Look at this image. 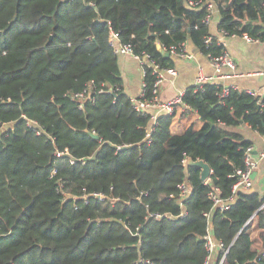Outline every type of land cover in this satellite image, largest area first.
<instances>
[{
	"label": "trees",
	"instance_id": "trees-1",
	"mask_svg": "<svg viewBox=\"0 0 264 264\" xmlns=\"http://www.w3.org/2000/svg\"><path fill=\"white\" fill-rule=\"evenodd\" d=\"M188 1L213 4L217 33L264 43V0H0V264H202L206 213L213 237L229 247L223 264H264V193L240 190L224 212L207 196L211 186L230 196L251 145L227 128L264 135L256 99L236 89L220 99L217 84L188 87L183 101L202 126L173 134L172 116L162 115L145 142L149 114L123 93L109 30L160 69L175 68L161 48L181 42L205 57L223 51L204 43L206 6ZM90 81L96 89L78 102ZM143 81L150 98L149 67ZM101 85L118 91L97 93ZM184 158L204 161L210 183L199 168L185 170ZM181 182L190 197L177 218L170 195ZM98 192L104 199L92 197Z\"/></svg>",
	"mask_w": 264,
	"mask_h": 264
},
{
	"label": "built area",
	"instance_id": "built-area-1",
	"mask_svg": "<svg viewBox=\"0 0 264 264\" xmlns=\"http://www.w3.org/2000/svg\"><path fill=\"white\" fill-rule=\"evenodd\" d=\"M187 6L190 8H199L200 6H206L207 16L204 19V23L209 27L212 23L214 17V6L212 3L203 4L200 1H188ZM225 34L222 32L209 34L204 39L205 45L208 47L213 41L216 45L223 48V51L217 55H210L206 56L209 66L213 70V75H205L202 70L199 69L197 75L194 79L193 85L191 86L194 92L202 91L206 84H217L221 85V91L219 93V98L223 99L229 92L230 89H237L234 84H227L226 82L221 84L220 81H226L227 79L231 78L233 75L230 73L235 69V62L229 56L226 51V42L224 40ZM242 38L247 42H257L252 38L248 37L246 34L242 36ZM108 41L113 50L115 55H130L134 60H136L140 66L142 74L144 76V67H149L151 69L152 75L155 76V82L153 84V89L151 92L150 98L146 97V83L141 81L139 93L136 97H129L131 108L141 114L148 113L149 114V126L145 129V142H150L151 140V133L153 127L157 123V118L159 115H174L177 111L187 113L192 112V110L186 105L183 101L184 91L178 92L175 97L168 101H160L159 100V88L160 85L169 78H174L177 76V71L175 68H165L160 69L157 65L153 63L150 56L147 53H141L140 55L134 54L132 52V47L127 44H123L119 41L118 35L109 30L108 32ZM161 52H166L168 55L177 58H185L189 55L188 43L181 42L177 45H172L168 47V49L161 48ZM96 89L94 83L90 81L86 88L82 91L77 92L74 94V99L78 102H82L83 100L87 99L90 95V90ZM104 91L108 93H116L118 88L115 86L106 87L101 85L96 92L103 93ZM246 93L251 95L256 99V104L258 110L260 112H264V88L261 90H252L247 89L245 90ZM82 107V104H79V108ZM28 126L32 129L36 135H42L43 131L36 127V123L33 121L28 122ZM124 148V147H123ZM120 147H117V150H120ZM67 154V151L61 153L56 152V156H60L62 154ZM264 157V150L257 155H254V149L251 145L247 146L244 149V157H243V168L237 169L235 172V182L231 186L230 196L227 199H221L219 197L218 189L211 186L210 191L208 192L207 196L208 199L211 201L212 208H217L220 212H224L230 209V206L233 204L236 198V193L240 190H249L252 188V180L251 174L258 166L259 158ZM186 158L182 160V165H185ZM74 162L71 161V164ZM211 175V170H210ZM204 184L210 183V176L203 180ZM177 194L176 196L170 195L171 198L175 197L176 201L180 207V213L177 215V218H182L185 216V211L183 208V204L190 197V189L185 182H181L176 185ZM92 197L97 200L104 199V195L102 193H94ZM206 218H208L207 229L203 236V248H204V259L202 264H223L227 253L229 251V247L225 246L221 241H217L212 234L211 229V222H210V214H205ZM147 218H155L159 219L162 216L158 213H149ZM262 255V252L257 255V260ZM140 263L147 264L148 261L140 260Z\"/></svg>",
	"mask_w": 264,
	"mask_h": 264
},
{
	"label": "crops",
	"instance_id": "crops-1",
	"mask_svg": "<svg viewBox=\"0 0 264 264\" xmlns=\"http://www.w3.org/2000/svg\"><path fill=\"white\" fill-rule=\"evenodd\" d=\"M216 17L209 26L210 32L216 31ZM226 42V51L235 62V69L230 73L233 75L226 81H220L221 84H234L239 91L247 89L261 90L264 88V43L247 42L242 37L230 36L224 38ZM189 55L185 58L171 57L174 63L177 76L167 79L160 85L159 100L164 102L172 99L180 91H185L193 85L197 72L203 71L205 75H213L214 72L209 66L207 58L198 52L193 46L188 45ZM118 66L120 69L123 93L128 97H136L139 93L143 74L136 60L130 55H117ZM165 114H160L162 116ZM170 132L173 128L183 129L193 126L199 129L202 126L197 114L194 112L183 113L177 111L171 115ZM194 117L197 118L194 121ZM235 131L250 141L254 149V155L264 150V135L250 129L248 126L239 124L234 128H227ZM174 134V133H173ZM251 191L264 193V157L259 158L257 168L251 174Z\"/></svg>",
	"mask_w": 264,
	"mask_h": 264
},
{
	"label": "water",
	"instance_id": "water-1",
	"mask_svg": "<svg viewBox=\"0 0 264 264\" xmlns=\"http://www.w3.org/2000/svg\"><path fill=\"white\" fill-rule=\"evenodd\" d=\"M51 40V37H49L46 45L49 43V41ZM46 45L44 47H46ZM165 56H169L168 53L164 52L163 53ZM84 133L88 134L90 137H92L93 139H98V136L95 135L94 133L88 131V130H84ZM189 166H195L197 168H199L200 170V173H199V177L200 179L203 181L205 180L206 178H208L210 176V168L209 166L202 160H192L190 158H188L185 162V165H184V169L186 170L187 167Z\"/></svg>",
	"mask_w": 264,
	"mask_h": 264
},
{
	"label": "rangeland",
	"instance_id": "rangeland-1",
	"mask_svg": "<svg viewBox=\"0 0 264 264\" xmlns=\"http://www.w3.org/2000/svg\"><path fill=\"white\" fill-rule=\"evenodd\" d=\"M196 119H197V118L194 117V121H195ZM181 128H182V127H181ZM181 128H180V127L177 128V129L173 128V131H172V132H173L174 134H176V133H178V132H181V131L183 130V129H181Z\"/></svg>",
	"mask_w": 264,
	"mask_h": 264
}]
</instances>
